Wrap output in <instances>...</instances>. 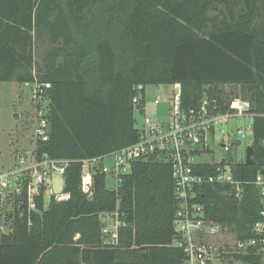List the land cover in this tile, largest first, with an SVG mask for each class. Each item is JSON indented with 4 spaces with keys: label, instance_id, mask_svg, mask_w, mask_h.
Masks as SVG:
<instances>
[{
    "label": "trees",
    "instance_id": "obj_1",
    "mask_svg": "<svg viewBox=\"0 0 264 264\" xmlns=\"http://www.w3.org/2000/svg\"><path fill=\"white\" fill-rule=\"evenodd\" d=\"M9 81L50 84L49 139L36 152L74 161L63 173L66 198L47 199L42 188L33 209L25 191L1 207L8 230L0 233V264H183L168 164L135 161L114 189L100 161L91 165V185H82L81 160L137 140V85L177 83L183 105L206 99L217 113L234 98L249 103L252 163L245 154L222 159L247 182L242 195L205 185L198 201L206 219L236 238L255 235L263 209L251 181L264 173V0H0V82ZM115 213L117 241L108 243L103 218Z\"/></svg>",
    "mask_w": 264,
    "mask_h": 264
},
{
    "label": "built area",
    "instance_id": "obj_2",
    "mask_svg": "<svg viewBox=\"0 0 264 264\" xmlns=\"http://www.w3.org/2000/svg\"><path fill=\"white\" fill-rule=\"evenodd\" d=\"M30 89V99L34 107V123L32 139L34 148L27 153H16L10 157L11 164L3 166L0 163V201L3 206L11 207V197L26 194L28 209L34 207V197L42 188L43 195L48 199L67 197L63 192V173L72 159H54L46 153L38 156L36 148L39 143L49 139V122L45 109L47 100L44 95L50 84L47 82H24ZM132 104L135 107V126L138 138L135 142L114 150L107 155L91 159H83L82 185L85 189L91 185V165L102 162L101 170L113 181L116 189L122 175L130 171V165L135 161L154 160L168 164L176 208L173 217L174 245L181 248L184 254L183 264H264V173H258L251 181L262 199V218L253 224L255 235L239 239L226 227L205 218L204 207L198 199L203 194L205 185H229L236 197H240L246 181L237 180L228 164L222 159L236 149L247 134L243 128H228L230 120L250 116L249 103L234 98L229 103V110L222 113L214 111L216 105L208 100L196 107L185 106L180 98L179 84L154 85V104L164 102L167 114L153 116L145 113V87L135 86ZM223 138H215L217 124ZM227 127L224 131V127ZM252 135L251 121L246 126ZM225 137V138H224ZM239 142V143H238ZM251 143V141L249 142ZM215 155L218 160H215ZM111 156L113 162L107 166L103 160ZM237 156V155H235ZM210 158V159H206ZM211 173L205 170L210 169ZM61 180V192L53 193V181ZM8 201L6 202V198ZM101 229L108 243H116L119 221L117 214L106 215ZM108 224V225H107ZM250 256V262H244L236 257Z\"/></svg>",
    "mask_w": 264,
    "mask_h": 264
},
{
    "label": "rangeland",
    "instance_id": "obj_3",
    "mask_svg": "<svg viewBox=\"0 0 264 264\" xmlns=\"http://www.w3.org/2000/svg\"><path fill=\"white\" fill-rule=\"evenodd\" d=\"M234 87L226 86L225 90L229 91ZM154 85H146L144 93V110L148 115L153 116L155 119H159L160 116L167 114L166 104L164 102L160 104H154ZM158 113L159 117L154 113ZM137 120L140 119L138 113L135 114ZM251 121L250 116L236 118L230 120L228 128H243L247 134V137L243 139L242 143L232 148L229 154L231 156L237 155V157H243L245 154V147L250 144L251 134L248 132L246 126ZM34 123V107L30 99V89L23 84L13 82H0V163L5 167L11 164L10 157H13L16 153H27L34 148V142L32 139V125ZM221 125L218 123L215 128V138L221 139L224 133H220L218 128ZM226 131L227 127H224ZM225 138V137H224ZM210 159V158H206ZM215 160H218V156L215 155ZM103 162L107 166H111L113 158L106 156ZM106 186L113 187L114 181L108 175L106 178ZM1 207L8 210V206H3L0 201ZM2 211V210H1ZM103 221H108V218ZM108 225V224H107ZM8 227L3 223V219H0V233L7 232ZM233 264H246V263H233Z\"/></svg>",
    "mask_w": 264,
    "mask_h": 264
},
{
    "label": "water",
    "instance_id": "obj_4",
    "mask_svg": "<svg viewBox=\"0 0 264 264\" xmlns=\"http://www.w3.org/2000/svg\"><path fill=\"white\" fill-rule=\"evenodd\" d=\"M252 152H253V148L250 144H248L245 147V160H246V163L248 164L252 163ZM60 183H61V180L59 178L54 179L53 181V193L54 194H59L61 192Z\"/></svg>",
    "mask_w": 264,
    "mask_h": 264
},
{
    "label": "crops",
    "instance_id": "obj_5",
    "mask_svg": "<svg viewBox=\"0 0 264 264\" xmlns=\"http://www.w3.org/2000/svg\"><path fill=\"white\" fill-rule=\"evenodd\" d=\"M9 82H13V81H9ZM15 82H13V84H14Z\"/></svg>",
    "mask_w": 264,
    "mask_h": 264
}]
</instances>
